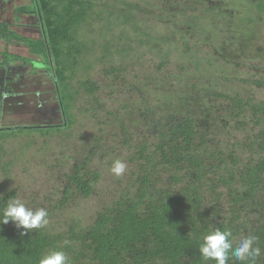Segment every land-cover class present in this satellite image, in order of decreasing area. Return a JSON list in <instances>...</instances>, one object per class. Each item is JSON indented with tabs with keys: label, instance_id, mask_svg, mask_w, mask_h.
Masks as SVG:
<instances>
[{
	"label": "trees",
	"instance_id": "obj_1",
	"mask_svg": "<svg viewBox=\"0 0 264 264\" xmlns=\"http://www.w3.org/2000/svg\"><path fill=\"white\" fill-rule=\"evenodd\" d=\"M30 1L17 6L15 13L33 14L39 36L23 35L12 28L11 21L0 19V38L25 44L43 61L50 71L61 123L0 127V141L14 133L36 130L50 134L67 129L78 120L74 108L79 102L85 125L89 127L93 118L96 129L88 133L92 139L85 157L65 173L63 194L49 202L48 218L54 210L67 209L71 198L89 197L104 177L119 187L114 183L106 192L107 200L92 212L81 216L69 211L53 225L29 230L26 235L11 221L0 224V264H37V258L50 249L63 250L70 264H215L204 261L198 252L201 236L213 228L231 231L237 241L255 235L261 249L256 264H264V100L244 97L240 88L232 91L234 86L223 83L237 78L242 84L251 81L264 86L262 77H248L241 66L235 68L236 59L226 55L239 47L247 51L250 37L227 21V30L233 32L227 36L230 45L225 46V40L219 45L218 59L206 56L204 64L197 51L207 43L214 47L206 36L204 41L197 36L208 25L204 19L197 16L199 22L192 29L184 21L181 28L176 24L168 28L169 33L180 34L181 48L193 49L190 56L195 57L178 61L175 67L194 72L193 68L203 66L209 75L210 62L221 73L217 76L220 82L212 74V79L204 81L195 76V86L207 98L201 100L194 89L176 90L168 85L169 76L178 72L170 69L166 57L158 52L151 55L150 49L160 47L149 26L143 29L134 21L136 26L128 33L127 24L132 25L128 18L121 22L117 37L108 30L97 41L81 34L83 29L89 33L96 6L93 0ZM259 1L240 16L249 21L243 24L252 32L255 16L260 15L253 7ZM117 11L108 9L107 18ZM207 30L211 34L214 28ZM162 36V41L170 38L166 32ZM95 50L99 55L87 58L82 64L83 77H77L82 54ZM3 56L0 66L6 71L14 55L4 52ZM145 64L151 66L149 71H132L133 66ZM94 65L96 75L89 72ZM221 66L228 68L220 70ZM104 90L110 101L102 98ZM209 127L214 133L211 137ZM233 129L242 132L240 140L232 138ZM95 155L111 157L109 161L123 159L128 166L125 174L115 177L108 167L101 173L89 164ZM7 167L1 166L5 176ZM9 198H16V190H1L0 207ZM30 201L23 202L41 207L47 199L36 204L34 197ZM229 264H234V258Z\"/></svg>",
	"mask_w": 264,
	"mask_h": 264
},
{
	"label": "rangeland",
	"instance_id": "obj_2",
	"mask_svg": "<svg viewBox=\"0 0 264 264\" xmlns=\"http://www.w3.org/2000/svg\"><path fill=\"white\" fill-rule=\"evenodd\" d=\"M96 6L93 8L91 17V27L87 33L84 29L81 34L89 38H95L97 41L101 40L99 37L108 34V30L113 31V37H117L116 32L123 28L124 20L128 23L138 21L143 29L148 26L151 32L156 37L154 43H158L160 48L150 49L152 53L166 57L170 62V69L177 75L169 76L168 85L173 89H194L199 99L206 100V96H202L198 87L195 86V76L200 80H205L207 77L212 79L214 75L215 80L220 82L218 77L221 73L218 69H214L210 65L211 73L204 74L203 66H196L193 68L194 72L187 68H177L179 62H187L195 57L190 56L193 49L183 50L180 46L179 40L181 39L179 33H169L168 28L174 29V24L181 28L183 21L190 29L199 22L200 16L202 22L208 24L202 30L197 31V36L201 41L206 40L209 43H214L212 47L210 44H205L197 51L200 62L204 64L208 61L206 56H214V60L218 59L217 56L221 55L222 48L219 46L225 40V46H229L230 42L227 36L233 33L227 30V21L232 25L241 35L250 37L248 41V49L244 50L239 47L235 51H228L226 55L236 59L237 66H241L245 75L248 77H262L264 79V9H261L260 4L264 6V0H261L258 5L253 8L259 16L252 25V29L244 26L243 22L249 21L240 20V16L249 10L248 6L252 3L251 0H93ZM30 0H0V19H7L11 21L12 28L19 33L29 36L38 37L39 30L37 28V21L33 14L15 13V9L19 5L30 4ZM254 3V2H253ZM258 8H257V7ZM262 6V8H264ZM118 9V13L111 18H107L108 9ZM219 8H221L219 10ZM252 11V10H250ZM249 11V12H250ZM217 12L219 14H217ZM231 12H234L233 14ZM118 15V16H117ZM127 15H129L127 17ZM182 21V22H181ZM191 22V23H190ZM190 24V25H188ZM130 30L135 28L136 24H127ZM214 30L211 34L208 32L209 27ZM174 31V30H173ZM170 34L169 39L162 41V35ZM207 34V35H203ZM83 36V37H84ZM109 37V36H108ZM196 37V38H198ZM200 41V43H202ZM194 42V40H192ZM234 47V46H233ZM197 48V47H196ZM195 48V49H196ZM218 48V50L216 49ZM143 49V48H142ZM147 47V55H150ZM246 51V52H245ZM4 52H9L14 56L10 60L11 68L6 71L3 66H0V127H19L22 125H44L50 123H61V113L58 110V103L53 93V82L50 71L46 68L42 60L36 54H31L27 46L18 41H5L0 38V62L3 60ZM92 53V54H91ZM91 54V55H90ZM246 54V55H244ZM99 52L83 53L82 63L77 66V77L82 78L84 72L83 62L87 58H95ZM86 57V58H85ZM25 58L29 60L24 61ZM39 58V59H38ZM156 59H159L157 56ZM14 66V67H13ZM97 66V65H96ZM96 66L89 69L91 74L96 75ZM151 68L150 65H135L132 71L147 72ZM228 66H221L220 70L227 69ZM233 72H235V69ZM36 69V70H34ZM127 72H130L129 70ZM5 73V75H4ZM233 74L228 75L232 77ZM181 77V78H180ZM221 81H223L221 79ZM3 83V86H1ZM198 83V82H197ZM223 83L231 90L235 88L241 89V95L250 96L254 100H264V86H257L251 81L242 84L236 79L231 82ZM237 86V87H236ZM105 90L102 98L110 101ZM83 99V98H82ZM81 104L74 108L76 113V120L69 128L61 131H52L50 134H44L39 131L33 130L28 132L14 133L8 135L0 141L3 151L0 152V191L5 189L16 190V198L25 202L30 201L34 197L36 203H41L46 198L41 207L47 208L49 202L57 200L63 194L65 186V173L69 166L77 159H81L86 155V149L90 146L91 136L88 134L91 130L96 129L93 126L94 119L90 118L89 127L83 120V115L79 111ZM198 119V118H197ZM86 127V129H85ZM3 131V130H2ZM5 130L4 132H8ZM209 136L213 135L212 128L207 129ZM232 138L241 139L242 132L233 129ZM111 158V157H110ZM108 156L95 155L90 160L89 164L99 167L101 173H106V169L110 159ZM6 165L7 175L1 172V166ZM88 164V165H89ZM128 167V166H127ZM107 175V174H106ZM106 180L105 177L100 184H97L95 192L89 197L75 196L71 198L67 204V209L54 210L51 212V217L48 218L49 223L54 224L55 220L63 219L66 213H77L78 215H85L95 210L100 203L108 198L106 193L111 188H114L112 180ZM100 185V186H99ZM117 185V184H116ZM119 187V185H117ZM98 188V189H97ZM53 203V202H52Z\"/></svg>",
	"mask_w": 264,
	"mask_h": 264
},
{
	"label": "clouds",
	"instance_id": "obj_3",
	"mask_svg": "<svg viewBox=\"0 0 264 264\" xmlns=\"http://www.w3.org/2000/svg\"><path fill=\"white\" fill-rule=\"evenodd\" d=\"M110 174L120 177L127 170L126 162L113 158L108 163ZM48 211L43 207H29L19 198H9L0 207V224L10 221L17 229H23L21 235H26L29 230L43 229L49 223ZM255 235H245L237 241L231 231L213 228L207 230L200 238L198 252L204 261H215V264H229L230 258L243 264H256L261 256V249L257 244ZM68 244V241L64 242ZM37 264H70V258L63 250L50 249L37 258Z\"/></svg>",
	"mask_w": 264,
	"mask_h": 264
},
{
	"label": "flooded vegetation",
	"instance_id": "obj_4",
	"mask_svg": "<svg viewBox=\"0 0 264 264\" xmlns=\"http://www.w3.org/2000/svg\"><path fill=\"white\" fill-rule=\"evenodd\" d=\"M252 2H255V1H257V0H251ZM221 8H219V10H220ZM232 14L234 13V12H231Z\"/></svg>",
	"mask_w": 264,
	"mask_h": 264
}]
</instances>
